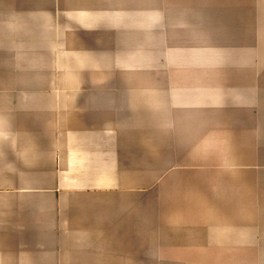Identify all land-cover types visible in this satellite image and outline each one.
<instances>
[{
  "label": "crops",
  "instance_id": "crops-1",
  "mask_svg": "<svg viewBox=\"0 0 264 264\" xmlns=\"http://www.w3.org/2000/svg\"><path fill=\"white\" fill-rule=\"evenodd\" d=\"M0 264H264V0H0Z\"/></svg>",
  "mask_w": 264,
  "mask_h": 264
}]
</instances>
